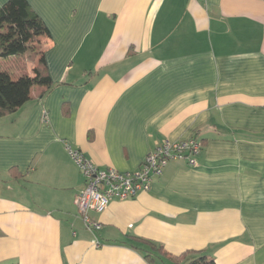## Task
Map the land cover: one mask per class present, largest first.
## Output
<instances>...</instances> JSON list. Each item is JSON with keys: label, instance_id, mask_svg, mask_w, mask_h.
Listing matches in <instances>:
<instances>
[{"label": "crops", "instance_id": "1", "mask_svg": "<svg viewBox=\"0 0 264 264\" xmlns=\"http://www.w3.org/2000/svg\"><path fill=\"white\" fill-rule=\"evenodd\" d=\"M27 1L52 87L0 118V264H264V0ZM190 138L196 166L86 227L67 146L128 172Z\"/></svg>", "mask_w": 264, "mask_h": 264}, {"label": "built area", "instance_id": "2", "mask_svg": "<svg viewBox=\"0 0 264 264\" xmlns=\"http://www.w3.org/2000/svg\"><path fill=\"white\" fill-rule=\"evenodd\" d=\"M67 151L84 179V189L76 196L74 204L86 227L98 230L100 224L91 213L101 214L114 200H131L150 191L153 180L160 177L172 161H186L196 166L202 143L195 138L166 141L151 151L137 170L128 172L100 168L71 146H67Z\"/></svg>", "mask_w": 264, "mask_h": 264}, {"label": "trees", "instance_id": "3", "mask_svg": "<svg viewBox=\"0 0 264 264\" xmlns=\"http://www.w3.org/2000/svg\"><path fill=\"white\" fill-rule=\"evenodd\" d=\"M42 35H49L40 16L34 12L27 0H8L0 7V59L30 52L35 62L33 76L23 75L18 79L0 71V118L14 114L31 99V90L36 84L52 87L44 53L38 46ZM138 240L131 246L144 253L145 259L153 262L154 250L141 247ZM163 252L162 248H159ZM164 257L167 258V254ZM187 264H216L212 257L198 254Z\"/></svg>", "mask_w": 264, "mask_h": 264}, {"label": "rangeland", "instance_id": "4", "mask_svg": "<svg viewBox=\"0 0 264 264\" xmlns=\"http://www.w3.org/2000/svg\"><path fill=\"white\" fill-rule=\"evenodd\" d=\"M29 56L30 52L15 57L0 59V71L8 72L13 79H18L23 75H31L35 62Z\"/></svg>", "mask_w": 264, "mask_h": 264}]
</instances>
